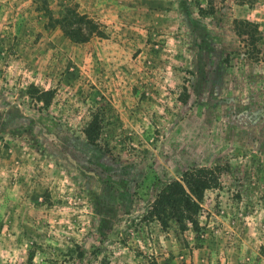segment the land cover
Here are the masks:
<instances>
[{"label":"rangeland","instance_id":"374dc122","mask_svg":"<svg viewBox=\"0 0 264 264\" xmlns=\"http://www.w3.org/2000/svg\"><path fill=\"white\" fill-rule=\"evenodd\" d=\"M187 171L197 227L144 219ZM29 253L264 264V0H0V264Z\"/></svg>","mask_w":264,"mask_h":264},{"label":"trees","instance_id":"16d2710c","mask_svg":"<svg viewBox=\"0 0 264 264\" xmlns=\"http://www.w3.org/2000/svg\"><path fill=\"white\" fill-rule=\"evenodd\" d=\"M87 23L92 27L93 24L90 21H87ZM234 23L236 34L244 41H247L248 44L255 46L260 37L258 22L249 19H236ZM86 40L87 36H83L78 41ZM33 89L37 91L36 88ZM184 91L182 102L186 100V86H184ZM40 94L41 96L39 97H44L45 104H48L52 97V92L44 91ZM98 128L99 125L96 119L87 126L86 136L91 142L94 141ZM216 186V177L209 176L207 173L187 171L183 174L182 180L171 181L161 189L144 219H156L162 226H167L168 220H174L181 229H186L188 224L197 227L196 216L200 210L204 192ZM32 260L33 254L29 253L26 264H32Z\"/></svg>","mask_w":264,"mask_h":264}]
</instances>
